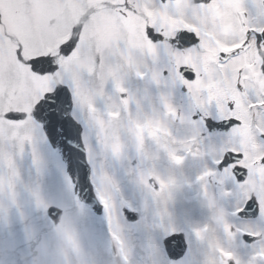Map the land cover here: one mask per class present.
Instances as JSON below:
<instances>
[{"label":"snow or ice","instance_id":"1","mask_svg":"<svg viewBox=\"0 0 264 264\" xmlns=\"http://www.w3.org/2000/svg\"><path fill=\"white\" fill-rule=\"evenodd\" d=\"M141 61L152 67L141 70ZM132 69L138 80L157 88L163 118L180 120L196 135L180 141L161 119L142 124L129 119L127 133L137 157L145 138H171L183 145L168 156L176 165L188 157H204L199 138L205 119L231 124L228 141L212 163L196 176L205 196L218 186L222 198L237 201L218 217L224 236L236 250L223 247L218 264H264V0H0V216L7 223L15 211L21 220L19 186L22 177L17 158L30 152L37 175L51 157L59 154L49 144V134L67 141L75 134L73 121L83 126V145L92 167L95 198L103 208L110 240L109 252L120 264H132L133 248L123 234V224L147 226L148 217L124 196L119 181L107 168L109 159H125L128 145L110 134L109 125L131 116L134 97L125 87L120 69ZM98 73L103 83L93 87ZM110 86V88H109ZM184 89L188 111L178 112L171 102L176 89ZM115 93L119 106L108 101ZM103 103V108L99 105ZM135 103H139L135 101ZM62 203H48L31 193L44 219L56 226L72 254L86 249L81 226L65 224V206L84 213L70 177ZM152 195L166 185L158 177L139 175ZM215 193H213V198ZM258 206L255 220L242 218L246 207ZM125 213H139L129 222ZM246 221L247 224L241 223ZM181 234L173 231L165 238ZM254 237L252 245L242 240ZM193 238L201 240V230ZM250 249L244 259L238 249ZM12 251H15L13 246ZM166 264H177L166 255ZM0 264H5L0 260ZM179 264H197L191 243Z\"/></svg>","mask_w":264,"mask_h":264},{"label":"flooded vegetation","instance_id":"2","mask_svg":"<svg viewBox=\"0 0 264 264\" xmlns=\"http://www.w3.org/2000/svg\"><path fill=\"white\" fill-rule=\"evenodd\" d=\"M150 66L148 70L151 68ZM142 82L146 87V102L142 103V96L138 93L137 87L132 88L131 94L136 103V113L133 115L134 121L143 123L149 119H161L165 127L171 129L173 136L183 141L192 135H196V129L188 123H182L180 120H171L163 118V108L157 103L155 97L160 98L162 92L170 91L168 88H157L147 81L136 79L137 84ZM178 98L174 95L170 98L171 102L177 108L178 112L186 113L187 98L185 90L180 88ZM160 106L161 113L156 111ZM155 112L157 116L155 118ZM264 120V115L259 117ZM206 131H201L199 138H202L201 149L208 153L204 157H188L182 165L173 163L168 153L170 151H180L183 147L181 143H172L171 138L161 136L159 140L145 138L140 148V155L137 157L134 149L131 150L132 176L136 184L137 207L141 214L148 217L149 233L153 232L151 221L155 218H163V229L170 234L173 231H180L186 242L187 249L191 243L192 250L197 257V264H214L218 261V249L223 247L229 250H236V244L229 241L223 234L220 224L217 222L222 210L230 209L237 201L228 200L221 197L218 186L209 187L208 196H205L201 186L196 182V176L212 163L216 152L228 141L225 135L231 124L225 121L206 118ZM152 175L164 181L166 188L158 195H152L143 184L139 182V175ZM213 193L215 197L213 198ZM258 206L253 205L245 209L242 215L244 220H255L258 216ZM139 214V213H138ZM247 224L246 221L241 222ZM194 230H201L203 238L196 240L193 238ZM220 235L223 239H219ZM242 240L246 245H252L254 237L244 235ZM150 249L155 250L152 242ZM187 251V250H186ZM185 251V253H186ZM207 251L208 256H203L202 252ZM238 253L247 259L250 249L239 248ZM184 253V256H185Z\"/></svg>","mask_w":264,"mask_h":264},{"label":"rangeland","instance_id":"3","mask_svg":"<svg viewBox=\"0 0 264 264\" xmlns=\"http://www.w3.org/2000/svg\"><path fill=\"white\" fill-rule=\"evenodd\" d=\"M145 65L146 61H141L139 67L143 68ZM131 70L127 67L120 69V75L128 89L131 83ZM102 76L103 73H100L94 79V88H99L103 83ZM108 103L113 108L119 106L115 93L112 94ZM99 106L103 108V103L101 102ZM119 123L113 129L116 136L113 133L111 135L123 138L127 144L128 138L126 137L128 135L122 130L119 131ZM130 147L131 145H128L127 151L130 150ZM45 158L48 163L43 174L39 176L32 164L30 152L22 159L17 158V166L22 177V184L19 186L18 192L20 193L21 211L24 213L25 219L21 220L15 211L7 223H4L3 217L0 216V260H3L5 264H120L119 257L114 253V248L112 252H109L111 244L104 215L97 217L90 212L91 220H88L79 209L65 206V224L80 225L81 238L86 245L82 256L77 258L64 243L56 226L48 223L44 219L42 210L35 207L31 193H38L42 199L54 204L62 203L66 196L65 177L68 175L61 158L59 157L60 167H57V164L46 153ZM123 162L124 159L122 161L112 160V164L114 163L116 166L115 173L117 174L114 177L119 181L127 200L136 206L137 202L134 196L136 188L130 178L131 172L126 166H123ZM88 212L86 207L84 213ZM151 223L163 227L162 218L155 216ZM147 227L148 224L136 228L123 224V234L130 247L133 248L132 264H166L156 245L154 246L155 250H150V243L153 245L152 242L155 244L157 242L148 233ZM13 246L14 252L12 251Z\"/></svg>","mask_w":264,"mask_h":264},{"label":"water","instance_id":"4","mask_svg":"<svg viewBox=\"0 0 264 264\" xmlns=\"http://www.w3.org/2000/svg\"><path fill=\"white\" fill-rule=\"evenodd\" d=\"M73 126L75 134L72 136L70 142L59 133H50L49 139L56 147L59 146L66 158L69 173L81 200L85 201L93 210L100 212L102 208L97 202L90 184V170L85 161V152L81 143V130L74 121Z\"/></svg>","mask_w":264,"mask_h":264}]
</instances>
